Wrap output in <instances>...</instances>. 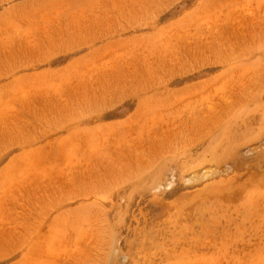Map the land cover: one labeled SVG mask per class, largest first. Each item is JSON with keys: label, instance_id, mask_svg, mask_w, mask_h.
Instances as JSON below:
<instances>
[{"label": "rangeland", "instance_id": "1", "mask_svg": "<svg viewBox=\"0 0 264 264\" xmlns=\"http://www.w3.org/2000/svg\"><path fill=\"white\" fill-rule=\"evenodd\" d=\"M0 264H264V0H0Z\"/></svg>", "mask_w": 264, "mask_h": 264}]
</instances>
